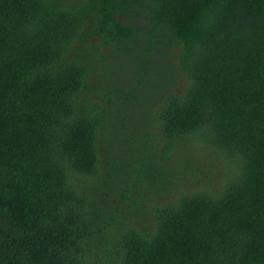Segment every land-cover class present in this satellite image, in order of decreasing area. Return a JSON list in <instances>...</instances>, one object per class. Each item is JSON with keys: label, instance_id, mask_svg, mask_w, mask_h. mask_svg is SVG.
<instances>
[{"label": "trees", "instance_id": "obj_1", "mask_svg": "<svg viewBox=\"0 0 264 264\" xmlns=\"http://www.w3.org/2000/svg\"><path fill=\"white\" fill-rule=\"evenodd\" d=\"M0 264H264V0H0Z\"/></svg>", "mask_w": 264, "mask_h": 264}, {"label": "rangeland", "instance_id": "obj_2", "mask_svg": "<svg viewBox=\"0 0 264 264\" xmlns=\"http://www.w3.org/2000/svg\"><path fill=\"white\" fill-rule=\"evenodd\" d=\"M117 63H119V65H121L120 67V71L121 73H126L128 76L132 77L134 76L136 73H138V70L139 69H136V68H131L132 64L134 62L130 61V64L128 65L127 62H124L123 60H120L119 62H117L116 60H111L109 63H108V66H115L117 67ZM135 129H139L138 131H135V135L143 133V132H146V129H147V121H144V119H138V122H137V125L134 126ZM213 155H215V157L217 158L218 161H220V155L217 154V153H211ZM148 172H149V168H147ZM215 173H219V170H216ZM150 174V173H149ZM102 198V196H101Z\"/></svg>", "mask_w": 264, "mask_h": 264}]
</instances>
